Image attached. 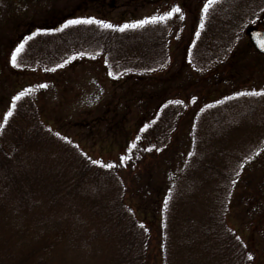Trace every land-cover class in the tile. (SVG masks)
<instances>
[{
  "label": "trees",
  "instance_id": "1",
  "mask_svg": "<svg viewBox=\"0 0 264 264\" xmlns=\"http://www.w3.org/2000/svg\"><path fill=\"white\" fill-rule=\"evenodd\" d=\"M138 1V10L146 4L154 9L140 19L132 15L126 21V11L116 23L96 20L119 28L173 7L181 12L123 32L95 24L58 30L69 20L62 19L21 36L17 45L24 43V48L15 67L8 50L15 95H9L8 111L0 120V264H149L152 253L159 264L253 263L227 219L242 170L256 161L258 168L247 170V186L263 194L255 210L264 219V97L240 95L200 104L199 89L184 81L177 85L175 73L180 61L193 75H209L226 65L232 78L247 69L239 44L248 29L261 27L264 0H216L206 13L207 0H174L165 10V0ZM245 47L251 51L247 42ZM82 63H101L119 84L115 113L123 118L117 125L128 113L136 117L123 154L98 161L112 168L94 164L62 130L48 126L39 108L41 83L19 81V74H53ZM214 76L205 77L208 84ZM16 96L20 99L14 101ZM108 108L106 103V112ZM187 117L189 143L181 139L176 145ZM95 119L79 121V126L90 127L100 120ZM103 142L114 144L111 137ZM180 149L185 150L183 161L174 167L170 152ZM163 156L161 175L150 183L143 161ZM257 179L259 186L253 187ZM142 194L153 198L148 201L156 205V224L138 220L131 208L133 199H144ZM245 198V207L256 205ZM146 206L142 213L147 218Z\"/></svg>",
  "mask_w": 264,
  "mask_h": 264
},
{
  "label": "rangeland",
  "instance_id": "2",
  "mask_svg": "<svg viewBox=\"0 0 264 264\" xmlns=\"http://www.w3.org/2000/svg\"><path fill=\"white\" fill-rule=\"evenodd\" d=\"M165 1L169 3L163 6L162 9L164 10L174 2V0ZM133 2H135V5ZM139 4L138 0H0V120L8 111L9 95L13 92L12 82L14 77L8 64L13 50L18 46L19 39L27 30L36 27L45 28L57 24L62 19L71 20L91 17L116 23L126 11H129V13L125 15V20L129 21L132 15H135V19H140L146 17L154 9L149 8L150 5L146 4L143 9L138 10ZM134 9L138 11L134 13ZM261 21V27L254 28L264 31V19ZM245 42L248 43L246 35L240 41L239 48L244 57L241 64L248 66V68L236 72L234 77L229 78L231 68L220 65L210 73L215 76L208 84L209 81L205 80V77L210 74H190L189 71L184 69L185 66L182 65L179 56V58H174L170 64L175 65L176 62L180 61L177 64L179 71L175 73L176 84L179 85L181 81H184L183 84L185 86L190 85V88L194 91L199 89V95L204 99V101L201 98L198 99L200 104L220 101L222 97H237L240 96V93L264 92V62L257 60L256 56L259 55L252 48L249 52L245 50ZM9 49H12L9 54L10 58L8 57ZM170 51L173 59L176 45L171 47ZM171 70L174 71L175 67L172 66ZM180 74H182L181 78L179 77ZM18 77L19 81L24 84L38 82L41 85H46V87H42L39 94V108L45 114L44 120L52 129L62 130L63 135L78 150L95 161L114 160L123 154L124 146L132 137V134L131 137L129 136V132L132 130L135 122L134 118L136 117L128 113L123 119L124 123L117 125L120 119L123 118L120 114L115 113V105L117 104L115 92L119 84H116V81L107 75L101 63L67 64L53 74L37 71L36 73L19 74ZM188 78L189 81L186 80ZM164 88L168 89L167 86ZM13 93L15 95V91ZM168 94H172V91L169 90ZM261 96L264 97V95ZM106 103L110 105V108H108L110 112H106ZM93 105L96 108L91 107ZM95 117L96 119L100 118V120L94 122V125L90 127L79 126V123H81L79 121L84 120V122L89 123ZM181 126L180 136L174 140L176 145L180 144L181 139L189 143V131L192 127L191 118L189 120V117H187ZM87 135L92 138L90 139ZM109 137L113 139V145L103 142ZM180 147L182 146L180 145ZM183 152L185 150L181 149L170 152L169 157H172L171 163L174 167H180L183 161ZM164 161V156L163 158L156 157V159L150 160H147L146 157V160L143 161L142 170L144 173H146V170L150 172L148 177L150 183L160 177ZM247 165L248 163L245 164L241 178L236 183V188L233 191L227 226L236 237H239L238 240L251 251L252 264H264V219L260 217L261 213L255 210L257 201L263 194H261V191L255 192L251 186H247L250 179L247 170L250 171V166L251 168H258L259 164L256 161L249 168H247ZM137 169L141 170V167ZM259 182H261V179H257V183L251 185L253 187L259 186ZM245 196H250L251 201L256 205L245 207L244 202H247ZM143 197L144 199L141 198L138 201L133 199L135 202L131 208L136 212L138 220L142 219L141 221L144 223L156 224L158 220L154 213L156 205L154 203V205L149 206L148 201V198H150L152 202L153 198L147 194ZM145 206L148 209L147 218L142 213ZM244 209L253 212L244 214ZM155 255L156 253H152L151 257L154 258ZM152 258L149 264H159L158 257L155 261Z\"/></svg>",
  "mask_w": 264,
  "mask_h": 264
},
{
  "label": "snow or ice",
  "instance_id": "3",
  "mask_svg": "<svg viewBox=\"0 0 264 264\" xmlns=\"http://www.w3.org/2000/svg\"><path fill=\"white\" fill-rule=\"evenodd\" d=\"M216 2V0H207V3L204 5V8H203V11L206 13L209 9V7L211 5H213L214 3ZM181 12V9L179 7H173L171 9V11L169 12H166L164 15L162 16H152V17H148V18H145V19H142V20H139L137 21L136 23L134 24H125L119 28H115L112 24H108V23H105L103 21H100V20H96L95 18H80V19H71V20H68L65 24H63L62 28L61 29H58V30H63V28H68L70 26H74V25H81V24H84V25H92V24H95V25H98L100 27H103V28H107V29H112L114 31H125L126 29H129V28H132V29H135V28H142L144 27L145 25L147 24H156L158 22H163L167 19H170L174 14H178ZM180 19L182 20L183 19V16L181 15L180 16ZM201 27H203V24H201ZM198 35V33H197ZM32 37H28L27 39H31ZM27 42V40H25V43ZM24 48V43H21L19 44L15 51L12 53V57H11V62H12V66L15 67L16 66V59H17V56L19 55V53L23 50ZM261 50L264 51V44L261 45ZM109 75H112L111 73H109ZM41 87H46V85H41ZM23 95V94H21ZM240 95H252V96H256V95H264V92H250V93H240ZM20 99V96H16L13 98V100H18ZM174 103H177L179 104L180 101H175ZM13 107H14V103H13ZM12 115V112L11 110H9V112L6 114V116L4 117V121L6 122L8 117H10ZM3 125H0V127H2ZM121 163L124 162V158H121ZM94 164H99L98 161H93ZM100 167H107V168H112L114 167L115 165H112V164H108V165H103V164H99ZM167 203V202H165ZM141 227H143V225H141ZM237 239H239V237H237ZM248 259L249 260H252L253 257L251 255L248 256Z\"/></svg>",
  "mask_w": 264,
  "mask_h": 264
},
{
  "label": "water",
  "instance_id": "4",
  "mask_svg": "<svg viewBox=\"0 0 264 264\" xmlns=\"http://www.w3.org/2000/svg\"><path fill=\"white\" fill-rule=\"evenodd\" d=\"M247 36L253 49L261 56H264V51L261 50V45L264 44V31L251 29L247 32Z\"/></svg>",
  "mask_w": 264,
  "mask_h": 264
}]
</instances>
